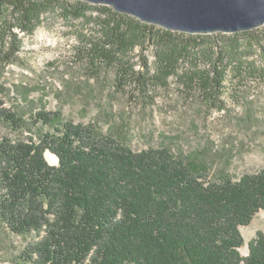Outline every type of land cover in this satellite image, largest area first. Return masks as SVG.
<instances>
[{
  "label": "trees",
  "instance_id": "1",
  "mask_svg": "<svg viewBox=\"0 0 264 264\" xmlns=\"http://www.w3.org/2000/svg\"><path fill=\"white\" fill-rule=\"evenodd\" d=\"M59 2L74 3V15L97 11L98 39L80 56L91 77L126 83L146 102L150 89L173 77L186 98L224 106L222 81L237 42L191 47L228 33L172 30L85 0H0V68L22 63L20 33L33 35ZM232 35L258 44L264 60V25ZM193 58L204 65H189ZM11 91L0 84V121L18 130L41 126L36 139L0 133V240L8 233L25 240L14 264H264V231L249 241L246 256L240 250L241 227L264 210V168L210 177L199 158L168 147L135 151L93 124L65 120L60 110L27 117L6 105Z\"/></svg>",
  "mask_w": 264,
  "mask_h": 264
},
{
  "label": "rangeland",
  "instance_id": "2",
  "mask_svg": "<svg viewBox=\"0 0 264 264\" xmlns=\"http://www.w3.org/2000/svg\"><path fill=\"white\" fill-rule=\"evenodd\" d=\"M74 3H55L44 13L33 35L20 33L24 50L19 65L0 68V84L10 88L6 105L23 111L60 110L65 120L93 124L103 133H111L135 151L168 147L179 156L199 158L210 165L211 176L225 170L233 178L264 168V60L258 44L248 47L250 38L228 33L201 41L206 45L238 44L239 53L228 64L220 97L224 106L208 105L200 97L186 98L183 84L169 77L168 85L149 90L150 102L140 90L105 77H91L82 52L98 39L96 9L84 15L69 12ZM147 54V53H146ZM149 60L152 56L149 55ZM203 66L195 58L188 64ZM89 65V63H88ZM137 64L136 68L140 69ZM12 129L0 121V133L14 139L37 138L41 126ZM50 164H57L47 152ZM264 231V210L241 227L245 238L240 248L248 254V243ZM25 240L8 233L0 240V264H14Z\"/></svg>",
  "mask_w": 264,
  "mask_h": 264
},
{
  "label": "water",
  "instance_id": "3",
  "mask_svg": "<svg viewBox=\"0 0 264 264\" xmlns=\"http://www.w3.org/2000/svg\"><path fill=\"white\" fill-rule=\"evenodd\" d=\"M189 33H233L264 25V0H85Z\"/></svg>",
  "mask_w": 264,
  "mask_h": 264
}]
</instances>
